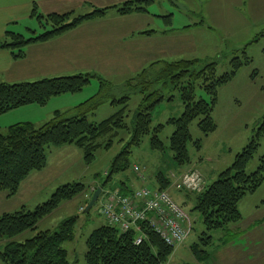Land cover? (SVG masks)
Instances as JSON below:
<instances>
[{
	"label": "trees",
	"instance_id": "obj_1",
	"mask_svg": "<svg viewBox=\"0 0 264 264\" xmlns=\"http://www.w3.org/2000/svg\"><path fill=\"white\" fill-rule=\"evenodd\" d=\"M154 2L156 0H131L120 7L93 8L85 14L71 11L47 16L39 15L35 8L32 16L37 19L42 32L38 34L37 30H29V37L7 32L5 38L0 39V50H8L15 60H21L25 57L26 48L31 45L53 41L86 23L105 17L110 10H116L123 17L136 13L148 14V6ZM167 20L171 24V18ZM151 34L152 32L142 33L147 36ZM252 63L253 59L244 53L242 57L237 56L230 61L229 72L219 75L217 63H209L198 69L197 60L158 61L128 80L124 88L129 92L120 99L112 96L114 86L111 82L91 73L0 84L1 116L29 106L45 107L52 99L83 92L93 79L100 82L97 94L71 109L55 111L52 118L44 124L38 126L23 122L10 126L6 132L0 130V193L6 194L9 199L16 197L26 179L47 168L48 150L51 148L76 146L83 151L84 161L91 164L100 148L110 149L114 139L120 133L127 132L131 135L130 142L112 163L105 183L99 188L102 189L101 195L114 189L130 195L133 191L126 182L122 181L112 189L107 186L114 177L131 169L133 150L141 147L146 137H150L152 151L165 152V144L160 139L165 125L154 127L153 122L158 107L166 99L172 101V98L163 94V89L169 86L179 91L184 107L179 118H171L167 122V125L175 128L169 147L178 167L190 166V144L197 151H201L203 145L202 140H193L190 132L192 123L198 120V126L206 137L215 133L217 124L213 114L219 101V90L232 82L242 68ZM199 89L204 91L208 100L198 97ZM134 94L141 96V102L131 128L128 119L132 114L130 102ZM108 102L116 109L115 113L101 123L90 122L88 116L94 115L100 106ZM104 138H108L107 142L101 143ZM261 139H264V120L255 137L236 155L232 166L221 172L212 185L207 186L205 183L204 190L199 193L177 190L174 186L182 195L184 205L189 206L191 212L200 215L205 227V237L200 239V243L190 247L198 261L205 262L211 257L208 249L213 245V239L209 233L240 222V202L246 196L258 192L264 184V156L260 158L257 171L247 173L249 164L258 153ZM185 172L187 171L183 173ZM156 183L157 188L152 189L167 192L186 214L184 208L169 193L171 178L159 173ZM87 191L88 188L83 183L68 184L59 187L47 202L33 210L23 207L3 214L0 217V242L5 244L0 250V263L70 264L68 252L63 245L74 239L77 218L64 222L59 231L40 232L25 242H18L17 239L28 231L37 230L38 224L58 210L64 202L72 201ZM90 201L88 200L87 206ZM86 207L83 208L84 212ZM139 226L141 234L136 230L122 232L108 223L94 230L86 243V264H168L177 246L166 244L149 223L142 222ZM139 236L142 237V243L136 244Z\"/></svg>",
	"mask_w": 264,
	"mask_h": 264
},
{
	"label": "rangeland",
	"instance_id": "obj_2",
	"mask_svg": "<svg viewBox=\"0 0 264 264\" xmlns=\"http://www.w3.org/2000/svg\"><path fill=\"white\" fill-rule=\"evenodd\" d=\"M204 2L202 0H178L173 3L169 0H157L148 6V12L150 13L132 14L122 20L123 23L118 27L106 25L104 28L106 33L111 36H117L113 34L118 32L122 26L126 30L130 28L139 30L140 28L141 30H156L157 32L175 29L173 30L174 33L168 36H154V39L164 42L168 47H172V53L177 52L175 55H171L168 62L197 60L199 61L198 69L209 63H217L219 75L230 71V61L237 56L242 57L246 53L247 56L253 59L250 66L242 68L232 82L219 90V101L213 114L217 124L216 132L206 137L198 126L199 121L196 120L192 123L190 127L192 138L194 141L202 140L203 145L202 150L197 151L190 144L189 152L192 158L190 166L178 167L173 160V154L169 147L170 138L175 128L167 125V122L171 118H179L184 111L179 91L169 86L163 89V94L167 98H172V101L166 99V102L158 107L154 113L153 122L154 127L165 125V129L160 135V139L165 144V152L152 151L150 137H146L141 147L133 150L130 158L131 169L114 177L113 181L107 186L112 189L116 184L119 185L123 181L130 188H134L135 179H139L142 186H149L152 189L157 188V174L163 173L171 178L172 187L169 193L184 208L188 219L189 234L185 242L175 248V253L168 264H215L218 250L224 249L225 242H222V240L224 237H228L229 232L226 228L209 233L212 236L213 245L208 249L210 255L212 254L208 261L200 262L194 257L190 247L195 243H200V239L205 237L203 235L205 227L200 215L191 212L190 207L184 205L182 195L174 187L175 182L178 181L177 178L184 171L197 170L202 173L206 185H212L221 172L232 166L236 154L251 142L264 120V8H247L240 0H216V2H205V4ZM89 11L86 10L82 13ZM250 12L253 14H250ZM109 13L116 14L114 10H110ZM169 17L171 18V24H168L167 18ZM201 20L206 22L205 25L194 27L195 23ZM188 25H192V27L185 30ZM25 27L29 30H37L38 34L42 32L37 22L26 24ZM176 29L180 32H176ZM21 30L17 32H22V35L24 34L26 37L31 36L29 30L22 28ZM154 39L140 36L135 43H140L142 46H152L151 40ZM130 42L128 41L126 44ZM100 44H105V42L102 41ZM122 44L123 40H120L118 43L119 49L114 50L109 46L107 48L108 55L101 53V56L97 57L95 55L94 60H91L92 65L95 64L96 66L93 69L97 70L96 72L99 75L105 76L106 79L109 77L114 79L116 85L122 80L124 82L128 78L135 77L136 71L140 70V67H138L140 65L137 64V60H140V58H131V63L129 65L125 64L127 55L120 50ZM131 47H133L132 43ZM164 56L165 53L158 51L154 59L149 57L148 60L164 61ZM98 58L100 62H97ZM28 82L31 81L28 80ZM7 84L15 83L10 81ZM99 88L100 82L93 79L91 84L81 93L65 95L62 96L63 98L59 97L62 100L52 99L45 107L35 105L30 106L28 109L22 108L1 115L0 129L6 132L10 126L23 122H31L38 126L44 124L52 118L53 113L50 112L54 108L65 107L61 111L71 109L97 94ZM126 90L127 88L114 86L112 96L114 95V97L120 99L129 92H126ZM197 94L200 98L209 99L201 89L197 91ZM71 97L75 98L72 99ZM140 102V95H132L130 102L132 114L129 115L128 119L131 128ZM115 111L116 109L108 102L100 106L94 115H89L88 119L92 123H101L110 118ZM130 139V133H120L114 139L110 149L100 148L96 152L95 160L91 164L84 161L83 151L73 145L71 148L66 146L62 149L51 148L48 150L49 166L41 172L33 173L28 180L29 185L41 184L40 191L33 194L26 187L22 192L21 197L27 201V208L33 210L38 205L47 202L59 187L68 184L83 183L88 191L72 201L64 202L58 210L38 224L37 230L22 234L17 241L25 242V240L40 232L59 231L64 222L77 218L74 226V239L64 243L63 247L68 252L70 264H86L87 240L94 230L107 222L100 213V201L89 213L84 212L83 208L87 206L88 200L92 199L95 193L93 189L96 187L97 190L105 183L112 163L124 150ZM107 140L108 138H104L101 143H105ZM262 156H264V139H261L258 153L247 168L248 174L257 171ZM136 166L141 170L139 173L134 171ZM142 186L138 188H142ZM262 197H264V184L253 198L248 195L242 200L240 210H242L245 219L249 221L253 215L252 211H257L255 204ZM12 207L11 210H14L16 206L12 205ZM239 237L240 235L232 236V241L240 240ZM221 264L240 263L226 259Z\"/></svg>",
	"mask_w": 264,
	"mask_h": 264
},
{
	"label": "crops",
	"instance_id": "obj_3",
	"mask_svg": "<svg viewBox=\"0 0 264 264\" xmlns=\"http://www.w3.org/2000/svg\"><path fill=\"white\" fill-rule=\"evenodd\" d=\"M128 1L131 0H0V39H4L7 32L16 31L15 33L22 34V32H17L22 31L21 28L28 31L29 29L25 27L26 24L28 25L37 22V19L32 16L35 8H37L39 15L44 16L53 13L62 14L71 11H74L77 14H85L82 12L86 10H90L89 12H91L93 8L105 9L120 7ZM169 1L174 3L178 0ZM204 1L210 3L216 2V0H202V2ZM240 1L247 8H264V0ZM114 11L116 14L109 13V15L107 13L105 17L86 23L76 30L56 38L53 41L31 45L26 48L24 59L15 60L11 52L8 50H0V84L10 83V81L12 83H20L21 81L28 82V80L33 82L46 78L67 77L80 73H91L108 80L114 86L124 87L125 83L132 78H128L124 82L122 80L116 85L114 79H111L110 77L106 79L104 78L105 76L99 75L96 72L97 70L93 69V67H96L95 64L92 65L91 63V60H94L95 55L97 57L101 56V53H106L105 55H108L109 51H107V48L111 46L114 50L116 48L119 49L120 47L118 43L120 40H123L120 50L127 55L125 64L129 65L131 63V58H140V60H136L137 64L140 65L138 66L140 67V70H143L156 62L148 59H154V57L157 56L158 51L165 53V58L163 59L166 62L170 61L168 59H170L171 55L177 53H172V47H168L164 42L154 39V36L156 35L168 36L173 34V30L175 29L157 32L156 30H141L140 28L139 30L131 28L126 30L122 26L118 32L113 34L117 36H111L106 33V29H104L106 25L118 27L123 23L122 20L131 16L123 17L120 16L116 10ZM250 14L253 13L250 12ZM205 23V21L201 20L200 22L195 23L194 27L204 26ZM191 27L192 25H188L185 30H189ZM146 32H152V34L150 36L142 35V33ZM176 32H180V30H177ZM140 36L154 39L151 40L152 46H142L140 43H135ZM102 41H104L105 44H100ZM128 41L131 42L126 44ZM131 43L133 44V47H131ZM142 59L145 60L142 62ZM97 62H100L99 58L97 59ZM140 70L136 71V75L142 71ZM71 98L73 99L75 97ZM54 100L62 99L58 98ZM29 107L23 109H28ZM62 109H65V107L54 108L50 113H54L58 110L61 111ZM69 147L71 148V146ZM29 178L22 183L20 192L16 197L9 199L6 194L0 193V217L5 213L18 211L23 207L28 209L26 205L27 201L21 197L24 188L28 187V189L34 194L40 191L41 186V184L29 185ZM134 183V188L129 187L132 191L139 189L138 187L142 186L139 179H135ZM255 194H257V192ZM255 194L251 195L252 198ZM241 202L239 204V209L241 207ZM12 205L16 206L14 207V210H11L13 209ZM255 209L257 211H252L253 215L249 221L248 219H245L242 210H240L242 214L241 221L230 225L231 227H227V230H229L228 237H224L222 240V242H225L224 249L218 250L214 261L215 264H218V262L221 264L226 259L233 260L240 264H264V197L258 200L255 204ZM238 235H240V240L232 241V236ZM4 244V242H0V250L3 248Z\"/></svg>",
	"mask_w": 264,
	"mask_h": 264
},
{
	"label": "built area",
	"instance_id": "obj_4",
	"mask_svg": "<svg viewBox=\"0 0 264 264\" xmlns=\"http://www.w3.org/2000/svg\"><path fill=\"white\" fill-rule=\"evenodd\" d=\"M134 171L139 173L141 170L136 166ZM177 179L175 183L177 190L199 193L205 188L204 177L197 170L187 171ZM99 201L100 213L106 222L122 232L136 230L141 234L139 225L147 222L170 246H179L188 237L186 214L167 192L142 187L130 195H124L119 189H114L105 191ZM140 243L141 236L136 240V244Z\"/></svg>",
	"mask_w": 264,
	"mask_h": 264
},
{
	"label": "water",
	"instance_id": "obj_5",
	"mask_svg": "<svg viewBox=\"0 0 264 264\" xmlns=\"http://www.w3.org/2000/svg\"><path fill=\"white\" fill-rule=\"evenodd\" d=\"M101 193H102V189L101 188H98L95 191L90 203L88 204V206L85 209L86 213H89L92 210V208L97 204V202H98V200H99V198L101 196Z\"/></svg>",
	"mask_w": 264,
	"mask_h": 264
}]
</instances>
